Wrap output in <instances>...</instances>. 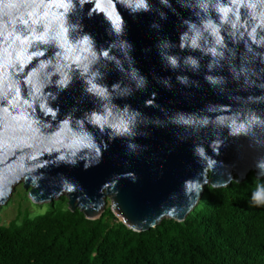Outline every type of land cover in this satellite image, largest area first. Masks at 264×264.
Instances as JSON below:
<instances>
[{"label": "water", "instance_id": "95a60500", "mask_svg": "<svg viewBox=\"0 0 264 264\" xmlns=\"http://www.w3.org/2000/svg\"><path fill=\"white\" fill-rule=\"evenodd\" d=\"M148 3L133 12L124 0H0V208L24 184L34 203L67 196L90 220L110 199L121 222L146 232L166 218L185 222L209 186L264 178V0ZM185 21L215 55L180 48ZM84 35L94 56L77 45ZM161 40L172 42L178 68L162 58ZM253 115L261 122L230 135L229 120Z\"/></svg>", "mask_w": 264, "mask_h": 264}, {"label": "trees", "instance_id": "16d2710c", "mask_svg": "<svg viewBox=\"0 0 264 264\" xmlns=\"http://www.w3.org/2000/svg\"><path fill=\"white\" fill-rule=\"evenodd\" d=\"M264 178L252 172L225 188L209 186L185 222L164 219L135 232L109 207L88 219L67 197L45 213L0 222V264H264Z\"/></svg>", "mask_w": 264, "mask_h": 264}, {"label": "clouds", "instance_id": "9594fccd", "mask_svg": "<svg viewBox=\"0 0 264 264\" xmlns=\"http://www.w3.org/2000/svg\"><path fill=\"white\" fill-rule=\"evenodd\" d=\"M124 2L128 5V7L131 8L133 12H138L141 10L143 11L149 10L148 0H124ZM161 2L167 4L168 0H161ZM161 17L164 18L163 13H161ZM185 23L188 26V31H185L181 34V37H180L181 42L179 45L180 48L181 49L183 48L201 49L202 51H205L206 53L212 52L215 55L216 54L215 48H206L205 46L201 45L200 41L201 39H203V34H202L201 29L195 23H192L190 21H185ZM153 26L156 27V25H153ZM210 26H211L210 22L205 23V28H208ZM216 43H220V40L218 39ZM80 44L87 45L89 55L94 56V52L92 49L93 42L90 36L84 35L82 38H80L77 41V45H80ZM120 47H121V50L124 51V54L128 56V53L131 51L133 46L131 45V43L125 41V42H121ZM172 47H173V44L170 40H161L158 43V48L160 50L162 58L165 61H167L168 65L171 68L176 69L180 66V60H179V57L168 54V50L171 49ZM183 63L184 65L192 68L193 70H197L199 68V60L194 56L185 57L183 60ZM85 71H87V69H85ZM130 75H131V78L136 82V85L138 88L143 87L146 84V78L141 76L137 69H132ZM177 79L183 84L188 83L187 77L178 76ZM206 79H208L213 84L218 82L212 76H207ZM89 82L91 83V81ZM164 83L168 85L169 81L165 80ZM61 84H64L66 86L67 81L62 80ZM118 87L119 85L114 86V88H118ZM88 91L97 92L98 94L104 96L105 99L108 98L106 90H98L95 84H91V87L88 89ZM128 93H130V89H127V88L123 89L121 92V94H128ZM127 111H128L127 108H125L124 113L127 114ZM105 114L106 116H111L112 112L109 111L107 108H105ZM85 118L86 119L88 118L87 114ZM101 119L102 117L100 115L94 114L95 122H100ZM259 122H261L260 118L255 115L251 116L250 118H245V120H240L239 116H237L234 119L229 120L227 127L229 128L230 135H240V134L247 133L249 128L251 127V124L259 123ZM202 123L207 124L208 120H203ZM220 123L223 124L224 121L221 120ZM123 131H128L127 126H125ZM196 151L200 155L204 154L203 148H197ZM256 167L261 173H264V157L260 158L256 162ZM262 194H264V185L258 186L257 191L253 193V200L259 201Z\"/></svg>", "mask_w": 264, "mask_h": 264}, {"label": "rangeland", "instance_id": "374dc122", "mask_svg": "<svg viewBox=\"0 0 264 264\" xmlns=\"http://www.w3.org/2000/svg\"><path fill=\"white\" fill-rule=\"evenodd\" d=\"M67 197V196H63ZM58 198L56 200H59ZM111 206V201L108 199V208ZM26 210H30L31 215L38 213H45L47 210V203L36 204L30 197L24 184H20L14 194V197L8 201L7 204L0 208V222L5 225H9L11 222L16 220L18 215L24 214Z\"/></svg>", "mask_w": 264, "mask_h": 264}]
</instances>
